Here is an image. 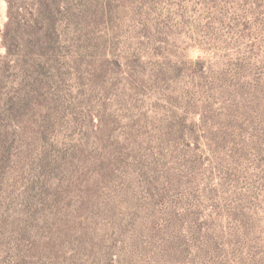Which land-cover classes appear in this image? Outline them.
<instances>
[{
  "label": "rangeland",
  "instance_id": "obj_1",
  "mask_svg": "<svg viewBox=\"0 0 264 264\" xmlns=\"http://www.w3.org/2000/svg\"><path fill=\"white\" fill-rule=\"evenodd\" d=\"M0 264H264V0H0Z\"/></svg>",
  "mask_w": 264,
  "mask_h": 264
}]
</instances>
